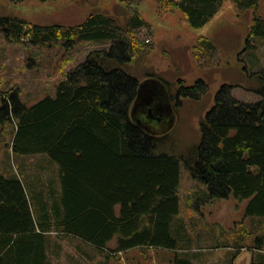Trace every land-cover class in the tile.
<instances>
[{
  "label": "trees",
  "instance_id": "16d2710c",
  "mask_svg": "<svg viewBox=\"0 0 264 264\" xmlns=\"http://www.w3.org/2000/svg\"><path fill=\"white\" fill-rule=\"evenodd\" d=\"M225 1L155 0L160 13L179 11L191 29L206 26ZM231 1L239 13L254 12L244 48L253 51L256 39H264V18L258 12L262 0ZM119 2L131 14L123 26L103 12L70 26H41L0 15V32L17 43L53 47L63 42L70 51L82 41L110 42L68 71L55 96L31 106L20 100L17 91L1 98L0 126L11 122L15 126L10 152L45 154L58 168L49 182L41 176L29 184L17 174L0 171V264H58L63 253L59 240L67 238L104 252L108 259L133 248H158L175 252L174 264H196L185 252L192 242L182 223L177 230L183 232L180 241L187 248L179 247L174 236L182 165L205 186L207 200L232 197L247 202L246 217H264V70L243 66L249 81L258 85L257 103L235 99L232 85L220 87L188 160L159 152L161 138L131 118L141 82L130 64L149 52L150 42L136 36L149 24L141 14L140 0ZM198 38L201 57H213L214 43L206 36ZM147 74L145 81L153 78L168 87L157 74ZM182 83L176 100L199 99L206 92L202 79L189 87ZM47 173H52L50 168L43 171ZM238 234L231 235L232 244L212 248L257 251L254 264H264V237L249 246L250 233L243 229ZM115 239L117 247L110 250Z\"/></svg>",
  "mask_w": 264,
  "mask_h": 264
},
{
  "label": "rangeland",
  "instance_id": "374dc122",
  "mask_svg": "<svg viewBox=\"0 0 264 264\" xmlns=\"http://www.w3.org/2000/svg\"><path fill=\"white\" fill-rule=\"evenodd\" d=\"M140 1L141 14L149 27L140 30L136 36L150 42V49L145 57L138 56L130 64V69L141 83L148 72L157 74L167 83L168 93L173 97L175 117L168 129L153 123L155 136L161 138L157 150L188 160L190 152L194 153L200 142L201 123L223 84L232 85L231 95L241 102L257 103L261 100L255 91L257 83L249 81L243 66L247 64L248 70L254 72L264 70V39L257 38L253 43L256 49L244 52L254 12L239 13L231 0H226L220 13L199 29H191L179 11L160 13L155 0ZM124 7L119 0H24L20 3L0 0V15L41 26H70L82 23L93 12H103L115 17L123 26L131 15ZM258 12L264 18V0ZM200 36L210 38L217 48L210 59L201 57ZM109 46L110 42L82 41L67 51L63 42L53 47L28 45L10 41L0 32V107L6 92L17 91L27 106L45 96H55L58 83L68 71L83 63L91 51ZM200 79L207 87L199 99H175L180 82L189 87ZM14 127L12 122L0 126V171L6 175L17 174L27 184L41 176L42 180L49 182L55 177L58 166L47 155L10 152ZM42 168H50L52 173L43 174ZM206 191L205 186L182 165L180 214L173 226L179 247L187 248V243L181 242L179 236L185 232L192 242L191 249L185 252L196 264H254L257 251L248 249L237 253L233 249L212 247L232 244L231 235L235 231L240 235L243 229L250 233L248 245H255L257 237H264V217H246L247 202L232 197L207 200L204 198ZM180 223L185 229L183 232L177 230ZM59 241L63 253L58 264H174L175 252L166 249L133 248L108 259L104 252L79 240L67 238ZM116 247V239L108 245L110 250Z\"/></svg>",
  "mask_w": 264,
  "mask_h": 264
},
{
  "label": "water",
  "instance_id": "95a60500",
  "mask_svg": "<svg viewBox=\"0 0 264 264\" xmlns=\"http://www.w3.org/2000/svg\"><path fill=\"white\" fill-rule=\"evenodd\" d=\"M149 87H151L153 91H148ZM154 90L158 91V94L161 97L162 103L165 107V111L163 112H160L157 109L158 102L155 99L156 95L154 93ZM142 92L148 93L145 97H142V99L139 100V97ZM140 106L150 108V115L146 116L145 114L144 116L143 114L139 113ZM138 113L140 114L137 117L139 120H136L135 116L138 115ZM174 117L175 113L172 107L170 95L168 93L167 87L165 88L164 84L161 81L151 78L139 84L137 97L131 111V118L137 126L142 128L147 133L156 135V133L154 132L153 123H159L160 125L164 126L165 129H168L172 126V121L174 120Z\"/></svg>",
  "mask_w": 264,
  "mask_h": 264
},
{
  "label": "flooded vegetation",
  "instance_id": "af4514ba",
  "mask_svg": "<svg viewBox=\"0 0 264 264\" xmlns=\"http://www.w3.org/2000/svg\"><path fill=\"white\" fill-rule=\"evenodd\" d=\"M165 86V85H164ZM165 88H166V86H165ZM149 90H152V88L151 87H149L148 88V91ZM156 90H158V89H156ZM156 90H154V93H155V99H156V101L158 102V107H157V109L160 111V112H163V111H165V107H164V105H163V103H162V100H161V97H160V95L158 94V91H156ZM147 91V90H146ZM153 91V90H152ZM147 93L148 92H142L141 93V95H140V97H139V100H141L142 99V97H145L146 95H147ZM160 93V92H159ZM156 109V108H155ZM139 113H141V114H143L144 116H145V114H146V116H149L150 115V113H151V109L150 108H146V107H139ZM138 113V115H136L135 117H136V120H139L137 117L140 115ZM215 201V200H214Z\"/></svg>",
  "mask_w": 264,
  "mask_h": 264
}]
</instances>
